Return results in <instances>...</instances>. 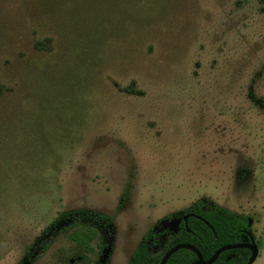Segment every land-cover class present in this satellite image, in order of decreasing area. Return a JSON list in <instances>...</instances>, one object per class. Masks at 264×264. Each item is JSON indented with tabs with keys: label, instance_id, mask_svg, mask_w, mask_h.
Listing matches in <instances>:
<instances>
[{
	"label": "rangeland",
	"instance_id": "rangeland-1",
	"mask_svg": "<svg viewBox=\"0 0 264 264\" xmlns=\"http://www.w3.org/2000/svg\"><path fill=\"white\" fill-rule=\"evenodd\" d=\"M0 85V264L79 210L127 264L201 198L250 219L264 264L262 0H0ZM101 238L57 232L32 264L97 262Z\"/></svg>",
	"mask_w": 264,
	"mask_h": 264
},
{
	"label": "trees",
	"instance_id": "trees-1",
	"mask_svg": "<svg viewBox=\"0 0 264 264\" xmlns=\"http://www.w3.org/2000/svg\"><path fill=\"white\" fill-rule=\"evenodd\" d=\"M2 91L0 85V96ZM248 97L264 111V99L255 97L252 91L249 92ZM125 200L126 196L123 195L120 208H123ZM185 215L189 217L186 223L183 220L180 222L177 231L171 232L164 227L165 222ZM91 226L99 228L102 232V245H99L100 258L94 263L88 261L86 257H82L81 260L84 264H108L115 237L113 220L86 210L58 214L27 249L21 264H32L37 254L43 253L48 248L57 232H69ZM249 235H251V226L247 216L222 208L208 198H201L188 209L167 216L152 226L143 235L127 264H160L169 249L181 244L196 248L202 259L209 261L219 248L243 243L245 239L248 240ZM163 238H167V243L160 253L153 254L152 250L160 246ZM250 257V250L232 249L222 252L212 264H246ZM197 260L198 257L193 251L183 248L171 255L166 264H193Z\"/></svg>",
	"mask_w": 264,
	"mask_h": 264
},
{
	"label": "water",
	"instance_id": "water-1",
	"mask_svg": "<svg viewBox=\"0 0 264 264\" xmlns=\"http://www.w3.org/2000/svg\"><path fill=\"white\" fill-rule=\"evenodd\" d=\"M189 215H185L184 217L182 218H174V219H171L167 222H165L164 224V227L166 229H168L169 231L171 232H175L177 231L178 227H179V224L180 222L183 220L185 223L188 219ZM248 242L246 243H239V244H233V245H226V246H223L221 248H219L214 256L209 260V261H204L200 255V253L198 252V250L190 245H185V244H181V245H176V246H173L171 249H169L163 256L160 264H166L168 259L171 257V255H173L176 251L180 250V249H189L191 251H193L197 257H198V260L196 262H194L193 264H212L218 257L219 255L224 252V251H227V250H232V249H246V250H250L251 251V257L249 258L248 262L246 264H252L255 259L257 258V255H258V249H257V246L254 242V239L251 235H249V238H248Z\"/></svg>",
	"mask_w": 264,
	"mask_h": 264
}]
</instances>
